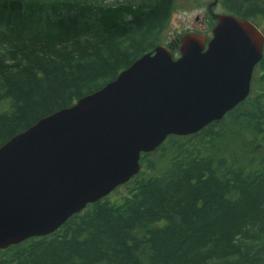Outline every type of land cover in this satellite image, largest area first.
<instances>
[{
  "label": "trees",
  "instance_id": "16d2710c",
  "mask_svg": "<svg viewBox=\"0 0 264 264\" xmlns=\"http://www.w3.org/2000/svg\"><path fill=\"white\" fill-rule=\"evenodd\" d=\"M124 2L0 0V146L162 44L177 0ZM220 4L264 31V0ZM141 163L120 201L0 248V264H264V53L244 101Z\"/></svg>",
  "mask_w": 264,
  "mask_h": 264
},
{
  "label": "water",
  "instance_id": "95a60500",
  "mask_svg": "<svg viewBox=\"0 0 264 264\" xmlns=\"http://www.w3.org/2000/svg\"><path fill=\"white\" fill-rule=\"evenodd\" d=\"M212 15L210 39L185 33L177 57L157 45L0 146V248L52 233L137 175L143 152L202 130L249 96L264 32L249 18Z\"/></svg>",
  "mask_w": 264,
  "mask_h": 264
},
{
  "label": "rangeland",
  "instance_id": "374dc122",
  "mask_svg": "<svg viewBox=\"0 0 264 264\" xmlns=\"http://www.w3.org/2000/svg\"><path fill=\"white\" fill-rule=\"evenodd\" d=\"M214 0H177V9L171 17L167 30L161 38L163 45L169 44L176 39H180L187 32L210 31L214 25L212 19H207V5ZM109 7L114 8L119 4L125 3L124 0H105ZM215 13H226L221 4L214 7ZM127 193L125 184L117 187L106 198L112 201H120L122 196Z\"/></svg>",
  "mask_w": 264,
  "mask_h": 264
},
{
  "label": "flooded vegetation",
  "instance_id": "af4514ba",
  "mask_svg": "<svg viewBox=\"0 0 264 264\" xmlns=\"http://www.w3.org/2000/svg\"><path fill=\"white\" fill-rule=\"evenodd\" d=\"M215 1V0H214ZM214 1H212L211 3H209L208 5H207V11H206V13H207V19H206V21L208 20L209 21V19L211 18L212 19V21H213V23H214V25L213 26H211V29H210V31L208 30V29H206V31L204 32L206 35H208L209 36V38L211 37V33H212V29L214 28V26L216 25V23H217V20L213 17V12H214V7H215V5H217V4H220V0H217V2L215 3ZM215 13V12H214Z\"/></svg>",
  "mask_w": 264,
  "mask_h": 264
},
{
  "label": "bare ground",
  "instance_id": "6f19581e",
  "mask_svg": "<svg viewBox=\"0 0 264 264\" xmlns=\"http://www.w3.org/2000/svg\"><path fill=\"white\" fill-rule=\"evenodd\" d=\"M264 53V52H263ZM170 135H180V136H182V134H170Z\"/></svg>",
  "mask_w": 264,
  "mask_h": 264
}]
</instances>
